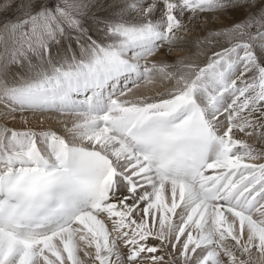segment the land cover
Wrapping results in <instances>:
<instances>
[{"label": "snow or ice", "instance_id": "obj_1", "mask_svg": "<svg viewBox=\"0 0 264 264\" xmlns=\"http://www.w3.org/2000/svg\"><path fill=\"white\" fill-rule=\"evenodd\" d=\"M0 104V264L264 259V0H0Z\"/></svg>", "mask_w": 264, "mask_h": 264}, {"label": "bare ground", "instance_id": "obj_2", "mask_svg": "<svg viewBox=\"0 0 264 264\" xmlns=\"http://www.w3.org/2000/svg\"><path fill=\"white\" fill-rule=\"evenodd\" d=\"M108 2H111V0H108ZM212 27L215 28V27H218V25L214 24V25H212ZM204 35H205L204 32H200V31H197L195 29L192 32H181L180 36L182 37V41L180 42V45H183L184 48H188V50L186 49L187 50L186 52H184L182 54H177V56L171 57V61H167V62L161 61V60H158V61L169 64V65L174 66V67H178L182 60L183 61L199 60V62L202 63L204 60V57L201 56L198 58L195 55L196 42L193 38L194 37H201L202 38ZM162 51H164V50H162ZM174 51H176V50H174ZM180 52H182V51H180ZM209 54H210V50H209ZM152 59L153 58H150V61ZM157 75H159V74H156L154 76V80H156V79L158 80V77H160ZM159 79H161V78H159ZM162 81H164V80L162 79ZM174 83H175V80L173 81V83H171V81H168L167 83H166V81H164V84L166 86L168 85V87L166 90H163V91L161 89H158V86L156 85V83H151L150 85L146 83L145 84L146 87L142 88L140 86L141 87L140 89L134 90V95L143 94L145 96L155 97V96H157L156 93H154L155 91L160 93L158 95H162L166 91H168L170 88H172ZM130 95H133V94H130ZM2 109H3V106L0 108V110H2ZM16 115H17L16 120H11L10 122L7 123L9 127H12L16 130H23V129L28 128V127L33 128V129L38 130V131L40 130L38 128H43L44 130L51 128L55 131H58L60 134L67 135V133H65L64 129H63L64 118H62L60 120H54L53 119V121H52V119L44 120V118L49 119L51 116H53L55 114H35V115H33V114H27V113L26 114L17 113ZM21 115H25L29 119V123L27 125H25L22 122V120L19 118ZM60 121H62L61 124H59ZM50 122H52V124H50ZM34 124H36L35 126H37V124H38L40 127L39 126L34 127ZM42 125H44V126H42ZM51 125H54V126H51ZM68 126H71L70 122H69ZM239 138L246 140L247 143H249L250 145H252L254 147H255V144L261 145L262 146L261 151L264 152V140H262L258 135L253 134L252 136H246L244 134H240ZM109 227L111 228L110 224H109ZM152 242L156 243V241H152ZM89 251H91V250H89ZM253 255H256V257L258 258V261L260 262L261 258L259 257V254L254 252ZM81 258L84 261V264H93V260L90 259L89 257L85 256L83 251H81ZM254 259L256 260V258H254ZM261 261H263V263H264V259H262Z\"/></svg>", "mask_w": 264, "mask_h": 264}, {"label": "rangeland", "instance_id": "obj_3", "mask_svg": "<svg viewBox=\"0 0 264 264\" xmlns=\"http://www.w3.org/2000/svg\"><path fill=\"white\" fill-rule=\"evenodd\" d=\"M182 49V50H181ZM188 50V48H184L183 47V45H179V46H174L173 47V49H172V51H170V52H167V51H162L161 53H159L156 57H155V59H157V60H161V61H171V57H173V56H177V54H182V53H184V52H186L187 50ZM174 50H176V51H174ZM180 51H182V52H180ZM180 52V53H179ZM164 54V55H163ZM170 59V60H169ZM157 76H160V75H157ZM159 78H161V79H159ZM162 79L164 80V81H166V83L168 82V81H171V83H173V79L172 80H167V79H164L162 76H160V77H158V80L156 79V80H154L153 81V83H156V85L158 86V89H161L162 91L163 90H166L167 89V87H168V85L166 86L165 84H164V81H162ZM146 83H143V84H141V87L143 88V87H146V85H145ZM150 85V84H149ZM140 87V88H141ZM139 88V89H140ZM134 90H136V89H134ZM161 91V92H162ZM154 93H156V95H158V94H160L159 92H157V91H155ZM3 106V104H0V108ZM51 118H47V119H45L44 118V120H50ZM54 120H56V119H54ZM11 121V119H9L8 121H6L7 123L8 122H10ZM52 121H53V119H52ZM41 123V122H40ZM62 123V121H60L59 122V124H61ZM50 124H52V122H50ZM36 124H34V127H38L39 125L37 124V126H35ZM42 126H44V125H42ZM46 126V125H45ZM51 126H54V125H51ZM40 127V126H39ZM50 127V126H49ZM38 129H40V130H44L43 128H38ZM255 148H257V149H260L261 150V148H262V146L261 145H256L255 144ZM153 243V242H152ZM254 258H256V260L254 259ZM253 259H254V261L256 262V264H264L263 263V261H261L260 260V262L258 261V258L256 257V255H253Z\"/></svg>", "mask_w": 264, "mask_h": 264}]
</instances>
